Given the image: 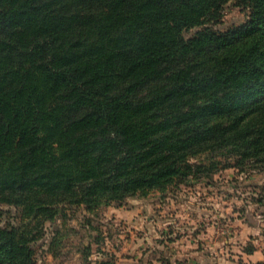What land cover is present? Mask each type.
<instances>
[{
    "label": "trees",
    "instance_id": "trees-1",
    "mask_svg": "<svg viewBox=\"0 0 264 264\" xmlns=\"http://www.w3.org/2000/svg\"><path fill=\"white\" fill-rule=\"evenodd\" d=\"M229 1L0 0V203L40 224L208 178L217 157L264 171V0L213 28ZM35 239L0 217V264H43Z\"/></svg>",
    "mask_w": 264,
    "mask_h": 264
},
{
    "label": "rangeland",
    "instance_id": "rangeland-1",
    "mask_svg": "<svg viewBox=\"0 0 264 264\" xmlns=\"http://www.w3.org/2000/svg\"><path fill=\"white\" fill-rule=\"evenodd\" d=\"M247 13L230 0L221 23L212 27H229ZM208 157L200 154L194 160L207 163ZM215 160L218 169L208 178L131 196L93 212L64 205L55 219L40 224L0 203L1 222L35 235L31 243L43 264H82L85 248L92 262L106 258L113 264H264V171L226 166L233 157Z\"/></svg>",
    "mask_w": 264,
    "mask_h": 264
}]
</instances>
